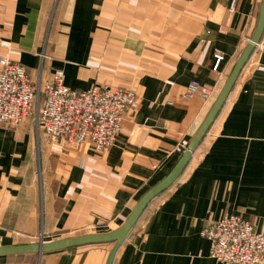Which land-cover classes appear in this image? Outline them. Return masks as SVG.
<instances>
[{
	"label": "crops",
	"instance_id": "0c3cea01",
	"mask_svg": "<svg viewBox=\"0 0 264 264\" xmlns=\"http://www.w3.org/2000/svg\"><path fill=\"white\" fill-rule=\"evenodd\" d=\"M262 0H0V58L36 80L133 89L113 146L51 142L33 116L0 123V245L107 233L175 167L258 24ZM223 53L220 72L216 53ZM214 99L182 96L192 80ZM238 214L264 231V34L178 179L155 197L113 264H236L204 227ZM115 242L0 255V264H107Z\"/></svg>",
	"mask_w": 264,
	"mask_h": 264
},
{
	"label": "built area",
	"instance_id": "2783aa9c",
	"mask_svg": "<svg viewBox=\"0 0 264 264\" xmlns=\"http://www.w3.org/2000/svg\"><path fill=\"white\" fill-rule=\"evenodd\" d=\"M258 45V44H257ZM214 71L220 72L223 53H216ZM216 86L192 80L182 94L214 99ZM137 101L133 89L95 85L79 90L65 83L63 69L34 80L27 67L10 57L0 58V123L21 125L32 115L38 135L51 142L78 145L90 143L98 151L113 146L122 129L125 113ZM190 139L182 138L175 150L183 154ZM211 242V256L221 263L264 264V231L238 214H227L204 227Z\"/></svg>",
	"mask_w": 264,
	"mask_h": 264
},
{
	"label": "water",
	"instance_id": "95a60500",
	"mask_svg": "<svg viewBox=\"0 0 264 264\" xmlns=\"http://www.w3.org/2000/svg\"><path fill=\"white\" fill-rule=\"evenodd\" d=\"M264 34V0H262L260 14L257 27L252 35L249 43L243 49L239 56L231 74L229 75L223 89L212 105L208 115L203 121L202 125L196 134L190 140L188 149L181 155L179 161L176 163L172 171L158 184L149 189L138 201L126 221L118 229L107 233H89L84 235L69 236L52 241L41 240L39 242L14 244V245H0V255L25 254L55 251L74 246H81L92 243L115 242L111 253L109 255L107 264H113L118 248L125 241L128 233L132 230L134 225L138 222L141 215L145 211L149 203L157 197L160 193L169 188L181 175L184 168L187 166L192 158L193 152L199 147L204 137L210 130V127L217 118L223 105L225 104L230 92L232 91L242 69L246 65L248 59L260 42Z\"/></svg>",
	"mask_w": 264,
	"mask_h": 264
}]
</instances>
